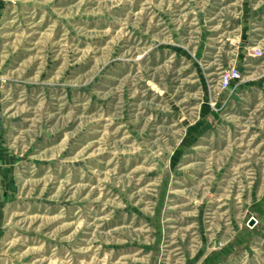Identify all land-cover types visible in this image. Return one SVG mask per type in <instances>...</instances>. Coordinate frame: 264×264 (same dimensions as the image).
Here are the masks:
<instances>
[{
	"label": "rangeland",
	"instance_id": "obj_1",
	"mask_svg": "<svg viewBox=\"0 0 264 264\" xmlns=\"http://www.w3.org/2000/svg\"><path fill=\"white\" fill-rule=\"evenodd\" d=\"M0 264H264V0H0Z\"/></svg>",
	"mask_w": 264,
	"mask_h": 264
},
{
	"label": "built area",
	"instance_id": "obj_2",
	"mask_svg": "<svg viewBox=\"0 0 264 264\" xmlns=\"http://www.w3.org/2000/svg\"><path fill=\"white\" fill-rule=\"evenodd\" d=\"M260 54V51H258ZM240 78V71L237 67H233L231 69H227L222 72L220 77V84L222 88H227L231 85V83Z\"/></svg>",
	"mask_w": 264,
	"mask_h": 264
}]
</instances>
